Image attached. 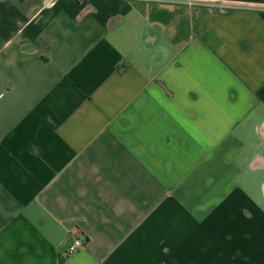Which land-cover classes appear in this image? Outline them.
Masks as SVG:
<instances>
[{"label": "crops", "instance_id": "obj_1", "mask_svg": "<svg viewBox=\"0 0 264 264\" xmlns=\"http://www.w3.org/2000/svg\"><path fill=\"white\" fill-rule=\"evenodd\" d=\"M44 1L0 0V264H264V0Z\"/></svg>", "mask_w": 264, "mask_h": 264}, {"label": "built area", "instance_id": "obj_2", "mask_svg": "<svg viewBox=\"0 0 264 264\" xmlns=\"http://www.w3.org/2000/svg\"><path fill=\"white\" fill-rule=\"evenodd\" d=\"M56 0H45L43 2L42 8L47 9L54 6ZM156 1H163V0H156ZM221 7V6H219ZM85 241L79 238H74L70 245L67 248V254H73L81 249L84 248Z\"/></svg>", "mask_w": 264, "mask_h": 264}, {"label": "rangeland", "instance_id": "obj_3", "mask_svg": "<svg viewBox=\"0 0 264 264\" xmlns=\"http://www.w3.org/2000/svg\"><path fill=\"white\" fill-rule=\"evenodd\" d=\"M217 9H218V10H230V9H228V8H225V7H218Z\"/></svg>", "mask_w": 264, "mask_h": 264}]
</instances>
